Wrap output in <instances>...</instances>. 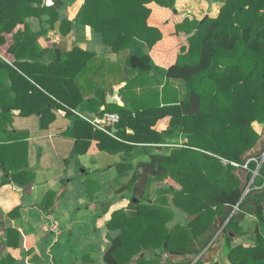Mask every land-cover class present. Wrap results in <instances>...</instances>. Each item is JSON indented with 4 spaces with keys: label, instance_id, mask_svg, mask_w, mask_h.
<instances>
[{
    "label": "trees",
    "instance_id": "1",
    "mask_svg": "<svg viewBox=\"0 0 264 264\" xmlns=\"http://www.w3.org/2000/svg\"><path fill=\"white\" fill-rule=\"evenodd\" d=\"M175 1L85 0L82 24L100 35L116 54L127 53V64L135 74L185 83L186 97L181 103L166 102L161 107L157 99L154 105L138 109L107 105L98 84L86 101L80 90L68 97L65 90H53L50 84L65 86L67 75L51 73V78L49 69L68 70L77 76L94 65L95 56L74 47L64 56L54 57L51 51L53 56L46 59L37 44L46 30L34 33L27 22L50 13L41 6L43 0H0V47L9 45L5 60L0 58V145L10 113H31L19 104L30 90L49 102L32 113L48 112L52 97L71 109L80 106L96 113L98 118L113 114L116 108L118 132L112 135L98 129L91 139L99 142L101 151L124 158L135 146L145 144L149 160L139 164L132 185L124 187L133 190V198L139 201L137 214L116 212L108 225L122 232L112 241L106 263L132 264L143 251L160 250L177 257L191 254L190 240L205 235L218 217L223 216V225L233 212L235 217L251 209L258 220L257 246L233 248L228 257L232 264H264V188L257 189L264 179V162L251 157L261 140L254 124L264 125V0H221L220 15L202 22L177 13ZM207 3L210 12L212 2ZM7 35L12 36L10 42ZM42 68L48 73H40ZM3 77L12 80L11 88L2 82ZM11 91L16 99L6 103L3 98ZM164 119L169 123L166 132L157 129ZM165 137L166 152L157 154L156 146ZM119 171L124 174L128 167L119 166ZM165 181L166 189H160L152 201L150 188ZM172 208L191 218L188 226L167 229L175 215ZM232 220L222 234L231 229ZM137 264H157V260L142 259Z\"/></svg>",
    "mask_w": 264,
    "mask_h": 264
},
{
    "label": "crops",
    "instance_id": "2",
    "mask_svg": "<svg viewBox=\"0 0 264 264\" xmlns=\"http://www.w3.org/2000/svg\"><path fill=\"white\" fill-rule=\"evenodd\" d=\"M210 1V12L207 0H176L175 11L199 22L216 19L223 2ZM84 3L85 0H43L41 6L50 9V13L27 19L34 33L46 30L37 40L46 59L53 54L54 57L64 56L74 47L96 58L92 67L77 76L68 70L49 69L50 74L67 75L65 86L62 82L50 84L53 90H65L67 97L80 90L86 101L93 96L92 90L98 84L107 105L121 106L107 102V98L113 97L123 106L138 109L154 105L157 99L161 107L166 106V102L179 104L185 99L183 81L135 74L127 64V53L116 54L100 35L83 25ZM6 37L10 42L12 36ZM8 51V44L0 47V58L4 59ZM40 73L45 75L48 70L42 68ZM2 82L9 88L13 85L7 77H3ZM31 82L46 93L32 79ZM52 98L48 112L32 113L34 108L47 106L49 102L37 91L30 90L19 104L31 113L23 115L22 110L12 111L4 129V143L0 145V164H3L0 171V264H107L105 256L112 241L122 232L119 227L108 226L113 214L124 212L135 216L138 212L139 201L133 198V190L124 187L132 185L139 164L149 160L145 144L135 146L128 158L101 151L99 142L91 139L98 130L92 125L93 121L101 117L80 106L71 109ZM3 99L10 103L16 99V93L11 91ZM104 109L102 106L101 111ZM113 110V114L120 116L116 108ZM168 125L164 119L157 129L166 132ZM117 132L118 129L114 133ZM164 139L163 144L156 146L157 154L166 152V137ZM119 166H127L128 171L120 174ZM129 167L133 171H129ZM160 189H166V181L152 185L149 190L152 201L156 200ZM172 210L175 215L167 229L188 226L191 218L175 208ZM234 214L223 225V216L218 217L205 235L191 239L188 248L191 254L177 257L160 250L143 251L132 264L142 259H154L157 264H232L228 257L231 249L257 246L258 224L251 209L233 217ZM232 218L231 229L220 236V231Z\"/></svg>",
    "mask_w": 264,
    "mask_h": 264
},
{
    "label": "built area",
    "instance_id": "3",
    "mask_svg": "<svg viewBox=\"0 0 264 264\" xmlns=\"http://www.w3.org/2000/svg\"><path fill=\"white\" fill-rule=\"evenodd\" d=\"M119 123H120V116L118 114H111V113H106L103 118L95 119L93 121V125L97 129L102 130L112 135L113 133H110V131L107 130L106 127L109 126L110 128H112L118 125ZM1 169H2V166L0 165V171ZM262 188H264V179H263L262 185L260 187H257V189H262Z\"/></svg>",
    "mask_w": 264,
    "mask_h": 264
},
{
    "label": "rangeland",
    "instance_id": "4",
    "mask_svg": "<svg viewBox=\"0 0 264 264\" xmlns=\"http://www.w3.org/2000/svg\"><path fill=\"white\" fill-rule=\"evenodd\" d=\"M203 38H204L203 34L199 35V39H198V41L200 43L199 47H201V45H202ZM254 126H255V130L261 135V140H260L258 146L254 149L255 151H253V153H251V157L260 158V160L262 162V160L264 158V125L258 126L257 124L256 125L254 124ZM222 231L223 230L220 231V236L222 235Z\"/></svg>",
    "mask_w": 264,
    "mask_h": 264
},
{
    "label": "water",
    "instance_id": "5",
    "mask_svg": "<svg viewBox=\"0 0 264 264\" xmlns=\"http://www.w3.org/2000/svg\"><path fill=\"white\" fill-rule=\"evenodd\" d=\"M197 34V31H195L192 35H191V37L192 36H194V35H196ZM107 102L108 103H114V104H120L121 106H123V104L121 103V102H119L116 98H113V97H109V98H107ZM106 129L107 130H109V131H111V132H115L116 131V129H114L113 127L112 128H110L109 126H107L106 127ZM264 162V158H263V160H262V163ZM259 170H260V167L257 169V171L255 172V175H254V177H253V179H252V181H251V184H250V186L254 183V181H255V178L258 176V173H259ZM250 186H249V188L246 190V192H245V194H244V196H243V199L246 197V195L248 194V192L250 191Z\"/></svg>",
    "mask_w": 264,
    "mask_h": 264
}]
</instances>
